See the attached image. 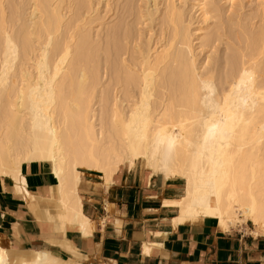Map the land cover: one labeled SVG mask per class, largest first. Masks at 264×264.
Here are the masks:
<instances>
[{
    "label": "bare ground",
    "instance_id": "obj_1",
    "mask_svg": "<svg viewBox=\"0 0 264 264\" xmlns=\"http://www.w3.org/2000/svg\"><path fill=\"white\" fill-rule=\"evenodd\" d=\"M135 1L127 0L133 24L102 23L95 32L101 18L91 1L0 0V177L32 213L38 202L44 222L63 235L95 229L82 212L83 172L108 188L138 165L150 177L183 182L179 198L163 201L175 211L174 227L213 218L224 230L250 223L264 235V29L240 24L230 33L246 50L227 47L219 77L210 68L220 38L213 2L164 0L160 14V0H143V9ZM227 1L232 9L235 0ZM188 2L203 24L194 39ZM157 20L159 39L142 45L133 26ZM32 162L50 164L57 181L44 199L28 192L21 173ZM47 243L70 256L0 246V264L89 261L64 238Z\"/></svg>",
    "mask_w": 264,
    "mask_h": 264
},
{
    "label": "crops",
    "instance_id": "obj_2",
    "mask_svg": "<svg viewBox=\"0 0 264 264\" xmlns=\"http://www.w3.org/2000/svg\"><path fill=\"white\" fill-rule=\"evenodd\" d=\"M21 173L35 198L55 191L50 164H23ZM83 174L82 212L95 227L87 237L70 229L64 235L54 231L42 219L41 205L37 202L32 213L31 202L15 192L11 180L0 177V246L10 254L48 250L70 256L65 248L47 243L64 238L88 256V264H264V235L247 224L224 230L215 219L204 218L174 227L175 211L163 201L181 196L178 179L150 177L146 170L121 171L105 188L97 174Z\"/></svg>",
    "mask_w": 264,
    "mask_h": 264
},
{
    "label": "rangeland",
    "instance_id": "obj_3",
    "mask_svg": "<svg viewBox=\"0 0 264 264\" xmlns=\"http://www.w3.org/2000/svg\"><path fill=\"white\" fill-rule=\"evenodd\" d=\"M20 1V0H19ZM17 0V2L19 3ZM92 2V6L94 9H97L98 15L101 18L99 21L96 20L91 27L94 28L95 32H99L102 30V27H99L100 24L105 25H116L118 23H125V24H133V17H129L127 0H87ZM143 0H136L135 8L141 7L142 9L145 8L146 2H141ZM146 1V0H145ZM215 4V6L220 10V14L217 16L213 15V19L211 21L212 29L214 27L218 28V35L220 38H217L213 43V49L210 51L211 55V70L215 73V75L222 77L225 73V60L227 57V47H233L238 49L241 52H245V45L244 44H236L235 40L230 36L231 32L240 33L241 30L238 25H244V27L251 31L256 32L258 30L264 29V0H235V8L232 9L229 7L230 4L227 0H223L219 2L218 0H210ZM263 7H262V5ZM179 5V4H178ZM192 3L188 2L185 6V20L186 23H189L190 30L192 31L193 38L198 35L197 32L194 30L198 27H202V20L199 17V13L196 12L194 8H192ZM110 12H109V10ZM158 11L160 14L163 13L165 9V2L164 0H160ZM157 17L159 16L156 15ZM155 16V18H157ZM131 23V24H130ZM147 23V22H146ZM138 24L133 29L135 30V34L139 36L140 42L142 45L146 46L147 40L149 38L152 39L153 43H155L159 39L160 27L158 20L149 27L148 24ZM119 24V25H120ZM124 26V25H123ZM99 27V29H98ZM132 27V26H131ZM105 28V27H104ZM211 29V30H212ZM105 33V32H103ZM103 33H101V37H104ZM105 38V37H104ZM194 45L198 44V41L193 42ZM130 53L133 52V45L129 47ZM200 50H198L199 52ZM208 51V49H206ZM205 51V52H206ZM205 52H201L198 55L199 62H201L205 57ZM126 58V57H125ZM103 75V82L106 80L105 70L102 71ZM146 170L143 165H138L134 168L133 171L144 172ZM117 177V176H116ZM115 177V178H116ZM183 183V182H182ZM183 189V184H182ZM182 195V192L180 193ZM248 227H252L250 223H247ZM88 262V261H87ZM87 262H83V264H88Z\"/></svg>",
    "mask_w": 264,
    "mask_h": 264
}]
</instances>
